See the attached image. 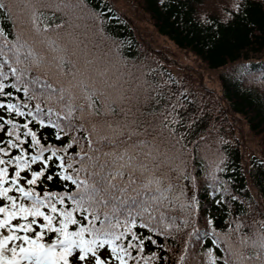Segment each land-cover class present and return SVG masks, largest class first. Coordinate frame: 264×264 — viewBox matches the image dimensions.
<instances>
[{
  "label": "trees",
  "instance_id": "obj_1",
  "mask_svg": "<svg viewBox=\"0 0 264 264\" xmlns=\"http://www.w3.org/2000/svg\"><path fill=\"white\" fill-rule=\"evenodd\" d=\"M133 1L149 22L145 30L120 0H0L6 5L0 9V63L9 76L5 83L17 85L0 102L18 104L25 113L36 112L39 105L43 113L38 118L51 119L68 136L79 138L56 102L58 90L68 86L73 74L103 89L115 109L112 119L137 133V143L143 141L135 151L142 159L150 154L141 177L147 187L138 198L148 211L132 209V232L144 244L129 249L134 259L128 264H264V248L253 244L264 234V0ZM10 67L27 71L16 80ZM36 80L57 91L41 88ZM0 118V123L12 119L21 125V134L22 125L32 119L6 109H0ZM33 125L36 121L29 126L45 147H64L56 140L59 129ZM10 139L0 132V147L18 155V149L9 148ZM80 145L91 155L82 138ZM73 148L80 151L79 145ZM68 154L74 155L73 150ZM84 163L90 167L87 158ZM32 167L39 170V162ZM87 176L81 173L80 179ZM35 188L41 196L77 192L70 181ZM10 194L19 203L20 194ZM213 199L226 207L224 216L203 207V201ZM71 206L67 199L58 205ZM112 207L99 208L101 219L109 212L123 231L126 220L131 224L127 206L114 215ZM75 215L86 223L79 212ZM55 235L46 232L43 242L51 243ZM129 242L139 245L132 233L117 241L124 247Z\"/></svg>",
  "mask_w": 264,
  "mask_h": 264
},
{
  "label": "snow or ice",
  "instance_id": "obj_2",
  "mask_svg": "<svg viewBox=\"0 0 264 264\" xmlns=\"http://www.w3.org/2000/svg\"><path fill=\"white\" fill-rule=\"evenodd\" d=\"M5 7L6 5L0 2V9ZM235 8L239 11L241 5L236 4ZM35 62L39 63V60ZM16 63H20L19 59ZM4 66L0 63V97H11L13 93L8 89H14L17 85L5 83L9 76L3 71ZM57 68L59 69L60 65H57ZM26 71L27 69L18 67L9 69L16 80H20ZM34 82L41 88L57 91L51 84H42L39 80ZM23 91L27 94L28 88L25 87ZM51 99L50 96L49 100ZM56 102L64 111V119L70 121L69 129L74 128L81 134L79 138L68 136V132L51 119L46 123L43 118H38L43 113L39 105L36 106V112L25 113L18 104L0 102V109H6L10 113L15 112L17 116L32 118L22 125L25 130L22 134L21 125L14 120L8 119L0 123V132L6 131L7 136L14 137L7 141L9 148L19 150L18 155H10L9 151L0 147L2 154L0 155V264H114V262L128 264L130 259H134L129 249L138 246L142 248L144 244V240L132 232V228L135 227L132 209L139 206L143 208V212L148 211L138 198L142 195L141 188L147 187L141 177L148 171L145 161L150 154L144 155L142 159L141 154L135 151L143 141L137 143L133 140L137 133L127 131V126L122 127L112 119L115 109L109 105L103 89L92 82L91 78L76 80L73 74L67 87L60 86ZM52 114L53 110L49 107L47 115L50 117ZM56 116L59 118L60 113L57 112ZM33 121H36L34 127L59 129L55 133L56 140L64 147L57 148L52 145L45 147L37 131H33V127L29 126ZM5 124L10 125L11 128L5 129ZM61 132L64 136H61ZM64 137H68L67 142ZM81 138L87 142L91 155L84 151L83 145H80ZM26 143L28 148L36 150L35 154L29 155L28 148L25 147ZM74 145H79L80 151H75ZM70 149L73 150L74 155L68 154ZM45 153L50 155L46 157ZM5 156L9 158L5 159ZM85 158L90 167L85 166ZM38 162L39 170H33L32 166ZM12 165L15 167L10 174L9 168ZM57 168L59 172L56 171ZM81 173H88V176L81 180ZM50 181H70L76 186L77 192L72 194L44 192L41 196L35 186L38 183L47 186V182ZM63 186L67 187V184ZM13 191L20 194L19 203L18 198L10 194ZM66 199L71 201L72 206L58 207L65 205ZM86 204L87 208H85ZM109 205H113L111 209L113 215L121 206H127L126 211L131 218V224L126 220L123 231L119 230L121 222L118 218L115 224L111 222L109 212L105 211L103 220L101 219L99 208L107 209ZM77 212L86 223L77 219L75 215ZM141 214L136 213V215ZM18 218L21 222L13 223ZM37 218H43L44 222L39 223ZM97 221L100 222V227L96 226ZM70 225H75L76 230L69 231ZM34 226L40 230L36 231ZM142 226L148 227L146 223ZM5 230L7 234H4ZM46 232L56 234L51 243L43 242ZM86 233L90 234V239H85ZM129 233H132L133 240L139 241V245L129 242L127 247H124L123 244L117 243ZM241 243L245 241L242 240ZM256 243L264 248V234L259 241H253V244ZM106 245L110 252L107 250L101 252ZM224 264H228V261L224 260Z\"/></svg>",
  "mask_w": 264,
  "mask_h": 264
},
{
  "label": "rangeland",
  "instance_id": "obj_3",
  "mask_svg": "<svg viewBox=\"0 0 264 264\" xmlns=\"http://www.w3.org/2000/svg\"><path fill=\"white\" fill-rule=\"evenodd\" d=\"M123 4L126 5V7L133 13L135 18L138 20L140 24L145 23V17L143 16V12L139 9L137 4L133 0H120ZM153 38L156 41H160L161 39L156 35L152 34ZM173 53H176V50L174 51L173 49L171 50Z\"/></svg>",
  "mask_w": 264,
  "mask_h": 264
}]
</instances>
